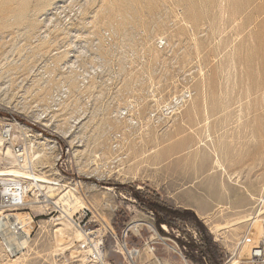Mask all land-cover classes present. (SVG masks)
Returning <instances> with one entry per match:
<instances>
[{
	"label": "rangeland",
	"instance_id": "1",
	"mask_svg": "<svg viewBox=\"0 0 264 264\" xmlns=\"http://www.w3.org/2000/svg\"><path fill=\"white\" fill-rule=\"evenodd\" d=\"M10 113L77 153L86 199L72 211L88 201L111 226L107 264H129L125 244L140 248L135 264H198L177 247L187 235L159 238L130 185L194 210L223 264L235 262L264 187V0H0V114ZM141 149L166 170L138 176L115 158ZM215 156L230 178L208 171ZM38 166L60 177L53 154ZM12 167L3 152L0 170ZM29 208L26 250L8 259L0 246V264H100L58 212Z\"/></svg>",
	"mask_w": 264,
	"mask_h": 264
},
{
	"label": "built area",
	"instance_id": "2",
	"mask_svg": "<svg viewBox=\"0 0 264 264\" xmlns=\"http://www.w3.org/2000/svg\"><path fill=\"white\" fill-rule=\"evenodd\" d=\"M3 152L23 174L0 175V246L5 256L16 259L26 250L32 235L28 229V221L33 217L29 203L34 202L43 207L47 215L58 212L61 218L83 233L85 241L80 245L81 248L89 252L96 262L107 264L103 254L104 237L111 233V226L103 218L100 221L101 217L88 201L76 212L72 211L77 203L73 195H77L78 199H86L83 181L75 171L77 153L73 147H63L57 137L44 135V130H34L33 125L25 124L10 113L8 116L0 114V155ZM50 154H53L54 166L60 177L51 173L41 175L38 170L39 162ZM55 193L58 194L57 199L53 197ZM63 195L65 200L60 201L59 197ZM257 199L256 209L248 219L247 231L237 243L238 254H232L238 257L235 264H264V218L261 216L264 187ZM148 215L153 220L152 213ZM143 223L146 222L141 220L137 224ZM163 227L168 231L166 226ZM158 236L161 240L166 238ZM145 245L154 248L150 241H145ZM124 247L129 264H135L134 259L139 255L140 248H129L126 244ZM177 247L180 254L183 253L182 248L179 245ZM246 248V254L241 255ZM224 264L234 262L228 260Z\"/></svg>",
	"mask_w": 264,
	"mask_h": 264
},
{
	"label": "trees",
	"instance_id": "3",
	"mask_svg": "<svg viewBox=\"0 0 264 264\" xmlns=\"http://www.w3.org/2000/svg\"><path fill=\"white\" fill-rule=\"evenodd\" d=\"M128 188L139 208L145 213H152L155 227L164 236H169L173 230H177L189 237L188 241L176 239L188 260L198 264H223V254L219 244L214 241L204 221L194 210L175 206L156 190L149 188L140 190L133 185ZM163 226H166L169 231H164ZM190 230H193L199 237H193Z\"/></svg>",
	"mask_w": 264,
	"mask_h": 264
},
{
	"label": "bare ground",
	"instance_id": "4",
	"mask_svg": "<svg viewBox=\"0 0 264 264\" xmlns=\"http://www.w3.org/2000/svg\"><path fill=\"white\" fill-rule=\"evenodd\" d=\"M68 1V0H66ZM60 8V7H58ZM46 21V20H45ZM49 22V21H48ZM82 49V48H81ZM74 60V59H73ZM41 114H38L36 117L37 118H41ZM62 134L64 136H67L68 135V131H62ZM143 151H147V150H144V149H141L139 150L138 152L134 151L132 153H127V155L125 154H121V153H118L115 155V158L118 159L122 164H124L125 166H127V172L128 173H131V174H134V175H145V174H148V171L150 170H154V174L156 176L160 175L161 172L165 171L166 169L165 168H160V167H157L158 166V162H157V155L156 154H149L148 152H143ZM114 153V152H113ZM215 155V154H214ZM154 162V163H151V162ZM206 161V159H205ZM213 163H214V167H213ZM223 164H221L218 156H215V160L214 162H212V166L208 169V171L211 169V174H214L215 172L217 171H224V173L228 176V178H230L231 176L227 173L226 169L222 166ZM15 166V165H14ZM51 166V165H50ZM154 168H153V167ZM156 167V168H155ZM180 167V166H179ZM6 169V168H5ZM18 168H9L7 170H0V175H19V176H23V174H21V171H19V169L17 170ZM55 169V168H54ZM231 172V171H229ZM209 174V173H208ZM212 181H214L212 184V187H213V190L217 193L220 189H221V186L222 188L225 189L226 187V184L224 182H220V185L215 183L216 180L215 178L212 179ZM70 196H71V191L69 192ZM66 195V194H65ZM65 195L63 196H60L59 197V200H65ZM77 200H79L78 196L77 195H73ZM82 200V199H81ZM80 201V200H79ZM84 201V200H83ZM82 201V202H83ZM79 203V202H78ZM77 203V205H78ZM85 204V202L82 203V205ZM264 212V211H261V213ZM247 219H244V218H238L234 221H232L229 226H236L238 224H241L243 222H245ZM34 218L31 217L30 218V221H28V229L30 231H32L34 229ZM34 226V227H33ZM214 228V227H213ZM62 229V228H61ZM221 227L220 226H216L215 227V231H218L220 230ZM61 231V230H60ZM64 232V231H63ZM66 232V231H65ZM68 233V232H66ZM64 234V233H63ZM65 236V235H64ZM62 237V236H61ZM63 238V237H62ZM69 239V238H68ZM69 241V240H68ZM66 242H67V239H66ZM65 242V243H66ZM68 243V242H67ZM123 250H125L123 247H122ZM126 251V250H125ZM127 252V251H126ZM236 262V260H235ZM234 262V263H235Z\"/></svg>",
	"mask_w": 264,
	"mask_h": 264
},
{
	"label": "crops",
	"instance_id": "5",
	"mask_svg": "<svg viewBox=\"0 0 264 264\" xmlns=\"http://www.w3.org/2000/svg\"><path fill=\"white\" fill-rule=\"evenodd\" d=\"M158 190V189H157ZM165 196H167V198L169 197V195L165 194Z\"/></svg>",
	"mask_w": 264,
	"mask_h": 264
}]
</instances>
